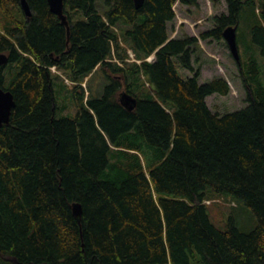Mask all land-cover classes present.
<instances>
[{"label":"trees","instance_id":"16d2710c","mask_svg":"<svg viewBox=\"0 0 264 264\" xmlns=\"http://www.w3.org/2000/svg\"><path fill=\"white\" fill-rule=\"evenodd\" d=\"M0 0V86L13 94L0 126V264H264V86L254 57L239 72L247 104L212 111L222 76L200 83L199 40L223 39L253 6L252 42L264 55V0H224L198 36L170 37L174 5L198 0H63L67 27L47 0ZM220 0H210L216 6ZM131 49L136 60H128ZM154 54V59L147 57ZM177 65L190 72L182 78ZM73 98L56 116L51 67ZM103 70L100 96L90 80ZM255 78L250 82L248 74ZM59 76L58 74H56ZM136 99L123 107L120 92ZM70 97V98H71ZM241 200L257 218L218 229L205 201ZM78 202V221L72 204Z\"/></svg>","mask_w":264,"mask_h":264},{"label":"rangeland","instance_id":"374dc122","mask_svg":"<svg viewBox=\"0 0 264 264\" xmlns=\"http://www.w3.org/2000/svg\"><path fill=\"white\" fill-rule=\"evenodd\" d=\"M198 6L175 5L176 17L169 23L170 37H179L184 33L197 35L206 29L213 26L212 15L220 12H226L227 5L224 0L214 6L210 0H198ZM98 10L103 11L107 5L104 0H95ZM253 6L245 5L242 9L239 25L237 28V44L240 56V61L243 68H248V59L254 57L257 63V77L264 86V55L261 54L259 47H256L252 42L251 24L255 22L252 14ZM200 52L199 57L202 62L200 83H204L214 76L224 77L229 85L230 92L227 95H220L213 93L209 95L206 100L208 106L212 111L224 113L234 111L247 104L245 97H247V87L242 81L239 72V66L236 59L232 55L227 43L224 39L210 41L199 40ZM178 73L182 78H187L190 72L180 65H177ZM249 70V68H248ZM58 74L59 76H57ZM53 75V84L55 90V97L58 106L62 107L56 110V116H73L76 112V107L73 103V98H68L67 106H65L64 96L60 94V87L64 76L61 73ZM248 78L252 82L255 76L249 72ZM107 84V79L103 70H98L90 80V87L98 89L97 94L100 96ZM209 200H206L207 211L210 221L220 230L227 228L230 218H232L237 227L242 232H249L257 223V218L254 213L248 208L243 201L238 200L226 193H212L208 195ZM169 264H174L170 262ZM190 264H205L197 254L196 258L190 261Z\"/></svg>","mask_w":264,"mask_h":264},{"label":"water","instance_id":"95a60500","mask_svg":"<svg viewBox=\"0 0 264 264\" xmlns=\"http://www.w3.org/2000/svg\"><path fill=\"white\" fill-rule=\"evenodd\" d=\"M50 10L55 13L62 23L67 27V33H69V26L66 16L63 11V0H47ZM135 6L139 7L143 0H134ZM20 6L25 14V16L30 14V9L26 0H20ZM223 39L227 43L232 55L236 59L238 65H240V56L238 51V44H237V36H236V27L229 26L223 31ZM6 62V55L0 53V64ZM119 101L123 107L128 110H133L136 104V99L132 95L122 91L119 94ZM15 106V100L13 94L8 91L4 90L0 86V126L3 123H7L9 121V117L11 114L12 109ZM72 211L75 218L80 221L82 215V208L80 203L75 202L72 204Z\"/></svg>","mask_w":264,"mask_h":264},{"label":"crops","instance_id":"0c3cea01","mask_svg":"<svg viewBox=\"0 0 264 264\" xmlns=\"http://www.w3.org/2000/svg\"><path fill=\"white\" fill-rule=\"evenodd\" d=\"M180 5H181V6H185V5H182V4H180V3L178 2V6H180ZM185 7H187V6H185ZM187 8H189V7H187Z\"/></svg>","mask_w":264,"mask_h":264},{"label":"built area","instance_id":"2783aa9c","mask_svg":"<svg viewBox=\"0 0 264 264\" xmlns=\"http://www.w3.org/2000/svg\"><path fill=\"white\" fill-rule=\"evenodd\" d=\"M130 56H131V57H133V54H132V53H130Z\"/></svg>","mask_w":264,"mask_h":264},{"label":"bare ground","instance_id":"6f19581e","mask_svg":"<svg viewBox=\"0 0 264 264\" xmlns=\"http://www.w3.org/2000/svg\"><path fill=\"white\" fill-rule=\"evenodd\" d=\"M243 68V67H242ZM51 69H52V67H51Z\"/></svg>","mask_w":264,"mask_h":264}]
</instances>
